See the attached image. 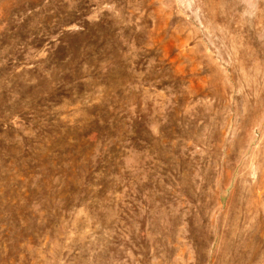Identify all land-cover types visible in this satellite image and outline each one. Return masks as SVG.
Returning <instances> with one entry per match:
<instances>
[{
	"label": "rangeland",
	"instance_id": "obj_1",
	"mask_svg": "<svg viewBox=\"0 0 264 264\" xmlns=\"http://www.w3.org/2000/svg\"><path fill=\"white\" fill-rule=\"evenodd\" d=\"M0 264H264V0H0Z\"/></svg>",
	"mask_w": 264,
	"mask_h": 264
}]
</instances>
